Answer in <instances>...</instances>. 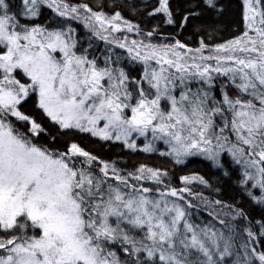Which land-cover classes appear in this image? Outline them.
I'll list each match as a JSON object with an SVG mask.
<instances>
[{
	"label": "snow or ice",
	"instance_id": "snow-or-ice-1",
	"mask_svg": "<svg viewBox=\"0 0 264 264\" xmlns=\"http://www.w3.org/2000/svg\"><path fill=\"white\" fill-rule=\"evenodd\" d=\"M0 264H264V0H0Z\"/></svg>",
	"mask_w": 264,
	"mask_h": 264
}]
</instances>
